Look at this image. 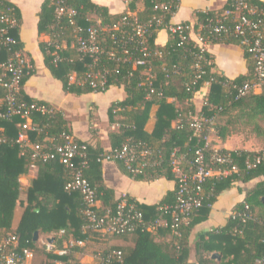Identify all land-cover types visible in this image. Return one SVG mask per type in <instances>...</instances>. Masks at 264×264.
<instances>
[{
  "label": "trees",
  "instance_id": "1",
  "mask_svg": "<svg viewBox=\"0 0 264 264\" xmlns=\"http://www.w3.org/2000/svg\"><path fill=\"white\" fill-rule=\"evenodd\" d=\"M62 1L65 2L66 9L59 15L58 8ZM155 1L145 0V9L138 14L140 20L146 21L152 17L155 13L153 10ZM250 2L264 8L262 0H250ZM178 3L180 4V0ZM0 6L12 8L16 17L20 22L22 21L21 10L18 6L9 0H0ZM131 7L135 8L133 5ZM70 10L74 12L71 13ZM125 14L127 13L111 14L106 6L93 0H44L38 12L39 33H48L52 36L51 42H40L45 65L52 75L61 81L65 92L82 95L104 92L111 86L125 89V98L113 102L108 110L110 122L119 125L117 131L109 132L110 148L119 147L126 138L133 136L163 151L162 165L138 176H133L122 161L115 160L123 173L137 180H155L163 177L174 180L176 183L170 164L173 151L180 148L181 153H184L188 159H193L196 150L205 146L204 136L208 131L204 130L198 136H194V131L187 122L189 115L196 113L194 97L205 83H210V88L205 94L200 114L207 118L217 117L219 114L227 117L224 125L217 126L222 138H226L227 134L239 123L252 126L258 135L264 136V93L235 99L237 87L250 79L254 71V61L246 50L244 52L247 59V73L230 79L212 70L214 63L211 54L207 50L202 51L194 40L181 43L177 35L170 34L168 42L163 46H158L155 43L157 31L151 36L149 46L153 50H159L162 55L152 57V64L156 71L153 86L157 92L148 98L149 88L142 84L147 67L138 66L134 69L132 60H124L123 48H129L133 53L134 43L129 40L128 36L122 35L121 31L102 30V27L111 28L119 23ZM197 16L196 29L200 23L204 22L207 15L204 12H198ZM91 27L101 28L100 39L105 47V51L95 64L92 57L80 54L77 49L78 36H87L88 29ZM19 30L20 28H15L11 31L17 39V43L12 48L25 52L23 42L18 35ZM112 35H115V38ZM207 38L213 43L240 45L239 40L233 36ZM112 49L118 53L116 59L109 58L107 54V50ZM8 54L5 50L0 52V64L8 59ZM134 55L139 56V53L136 52ZM200 56L203 59H199ZM30 60L34 68L24 75L19 100L27 103H45L54 108L52 114L40 112L33 114L34 124L41 127L42 131H31L32 140L46 144V138L58 139L64 132L75 137L70 122L62 110L44 100L31 98L24 91L26 81L35 74L36 69L34 59ZM198 62L201 64L200 71L196 67ZM92 67L95 70L109 69L105 90L95 89L89 83L80 85L78 82L71 81L72 73L80 76ZM199 72L201 76L197 78ZM196 78L197 81L194 83L193 79ZM154 106H158V110L155 127L150 132L146 126ZM181 117L182 122L176 127L172 126V122ZM20 122H23L20 116L2 121L5 134L10 137V141L0 143V237L8 233H17L20 238V248L34 249L41 234L50 235L61 230L65 232L63 239L69 238L70 235L81 240L94 237L100 240V238L117 236L92 232L85 227L87 222L84 214V197L78 191L66 190V184L71 180V173L58 160L38 162L37 176L28 188L26 197L21 198L20 178L29 172L31 161L30 152L22 155L18 145L14 144ZM76 141L87 147L88 166L84 170V176L95 189L97 199L102 202L100 212L115 211L122 197H117L115 190L104 181L103 163L108 149L95 136L86 141L76 138ZM205 153L209 157L211 151L206 149ZM258 153L264 154V149L261 151L246 149L232 151L233 160L240 168L239 173L210 178L206 181L204 186L206 191L211 193V197L206 201L205 206L192 216L189 223L181 227L182 236H173L170 243L164 245L156 242L153 234L160 231L171 234L169 228L156 232L138 230L135 233H129L137 234L136 244L132 248L113 246L112 248H98L95 251L99 249L122 251L123 263L113 261L107 264H256L258 259H264V162L251 168L247 167L246 162ZM253 181L256 182L251 187L239 186V190L245 192V199L235 206L233 214L228 217L226 223L198 237L195 244L196 262H189L191 253L187 234L195 225L208 217L211 210L208 203H214L222 192L236 183L246 185ZM176 189L177 186L156 205L142 204L129 195L127 198L128 201H135L136 207L143 211L148 219L157 214V205L174 202ZM246 203L250 205L253 215L247 219L243 217ZM17 207L22 208V214L15 227ZM37 232L39 236L36 240ZM176 241L180 248H177ZM62 242L63 240H57V245L62 247ZM76 252L77 250H73L67 256L46 252L50 259L46 264H56V260L78 264L80 261L74 257ZM214 252L221 255V260L213 258ZM96 264L99 263L96 262Z\"/></svg>",
  "mask_w": 264,
  "mask_h": 264
},
{
  "label": "built area",
  "instance_id": "2",
  "mask_svg": "<svg viewBox=\"0 0 264 264\" xmlns=\"http://www.w3.org/2000/svg\"><path fill=\"white\" fill-rule=\"evenodd\" d=\"M178 7V0H157L153 8L155 13L146 21L140 20L137 15L127 13L119 23L114 24L111 28L102 27L104 31H121L122 35L128 36L129 40L134 43L135 51L133 53L129 48H123L124 60H132L134 69L138 66L147 67L144 71L145 80L142 84L149 88L148 98L157 92L153 86L156 71L152 64V57L162 55L159 50L150 48L149 41L155 32L163 28L173 36L177 35L181 43L193 40L192 34L195 33L197 42L194 41L202 51L206 50L203 45L211 42L207 37L233 36L237 38L240 46L253 59L254 71L250 79L237 87L235 99L264 93V8L252 4L250 0H228L226 6L220 11H205L207 17L196 29V25L190 22L173 23L171 21ZM65 9V2H60L58 14L61 15ZM167 17H169L168 20ZM19 25V19L12 8L0 6V52L5 50L9 53L8 59L0 64V143L10 141V137L5 134L2 121L11 120L14 116L23 118V122L19 123V132L14 139V144L18 145L22 155L30 152V170L38 168V162L46 163L52 160L60 161L69 169L71 180L66 184V190L82 193L87 222L85 227L90 231L120 236L135 233L138 230L156 232L169 228L172 238L173 236H182L181 227L189 223L192 216L204 207L206 201L211 197V193L207 192L204 186L206 181L210 178L228 176L240 171L239 166L233 160V150L212 145L211 133L214 131L217 117L207 118L201 114L189 115L187 122L194 131V136H198L204 130L208 133L204 136L205 146L196 150L193 159H188L184 153H181L180 148L173 151L170 164L177 184L173 203L157 205V214L147 219L143 211L136 207L135 201H128L127 195L123 194L115 211L106 210L101 213L96 191L84 176V170L88 166L86 145L78 143L76 138L67 132L60 134L58 139L46 138V144L34 142L30 136L31 131H42L41 127L34 124L33 114L36 112L52 114L54 108L45 103H27L19 100L24 75L34 68L24 51L12 48L17 43V39L11 34V31L19 28ZM87 34V36H78L77 49L80 54L92 57L95 64L105 51L100 39L101 28L91 27ZM112 36L115 38V35ZM136 52L139 53V56L135 57ZM107 54L109 58L116 59L118 53L112 49L107 50ZM199 59H203V57L200 56ZM196 67L200 71L201 64L198 62ZM108 73V68L95 70L92 67L80 76L72 73L70 78L72 82H78L80 85L89 83L95 89L105 90ZM200 76L199 72L197 78ZM197 78L193 79L194 83ZM206 84L210 85V83ZM181 122L182 117L178 119L176 126ZM206 149L211 151L209 157L206 156ZM105 160L122 161L133 176H138L160 167L164 160V153L160 149L153 148L148 142L132 136L126 138L119 147L109 148L104 157ZM262 162H264V154L258 153L246 164L248 168H251ZM212 205L213 203H208L209 207ZM252 216L250 205L246 203L243 217L247 219ZM60 233L64 234L63 231ZM41 241V246L48 254L59 256H67L73 250L86 246L85 240L74 237L65 239L62 247L57 245L55 236L41 239ZM175 244L177 248H180L177 241ZM34 257L33 249L20 248V238L17 233H8L0 237V264H32L31 260ZM93 258L99 264L113 261L123 263L124 261L123 253L120 250L99 249L94 252ZM55 263L71 264L69 261L61 260H56ZM256 264H264V259H258Z\"/></svg>",
  "mask_w": 264,
  "mask_h": 264
},
{
  "label": "crops",
  "instance_id": "3",
  "mask_svg": "<svg viewBox=\"0 0 264 264\" xmlns=\"http://www.w3.org/2000/svg\"><path fill=\"white\" fill-rule=\"evenodd\" d=\"M21 10L22 21L19 25V38L23 42L25 54L35 61V74H33L25 83L24 91L31 98L44 100L57 109L62 110L70 122L71 129L76 138L81 140H89L93 136L101 140L106 149L110 148L109 132L117 131L118 123H111L109 120L108 110L110 105L125 98L126 92L123 87L111 86L104 92H91L82 95L67 93L63 90L62 83L56 79L44 62V57L40 49V42H51L52 36L48 33L40 34L38 31V12L44 0H9ZM94 2L104 5L109 9L111 14H121L123 12L130 15H137L145 9V0H93ZM228 0H180L178 10L171 18L173 23L190 22L197 26L198 12H216L223 9ZM264 1V0H262ZM135 8H132L131 6ZM206 14V13H205ZM170 38V33L167 29H160L157 32L155 43L158 46L165 45ZM192 39L197 42L196 34H192ZM201 45V44H200ZM204 48L211 54L213 58V71L224 74L228 78L233 79L240 74L247 73V59L245 58L244 49L237 44L213 43L208 42L203 45ZM51 86H54L55 91H51ZM210 88L209 84L203 86L201 91L196 93L194 104L196 113L200 114V110L204 103L206 93ZM102 110V111H101ZM158 106H154L149 122L146 126L148 131H153L156 123V113ZM178 120L172 122V126L177 125ZM226 139V138H225ZM222 148L228 147V142L223 143ZM103 176L105 183L113 188L117 197L123 194L131 196L134 200L146 204H158L169 191L175 189L176 183L174 180L167 178H158L155 180H137L123 173L118 164L112 160H105L103 163ZM38 168L31 169L27 174H24V179L20 178L22 183L25 180L26 194L33 179L37 176ZM26 178V179H25ZM256 181L251 182L254 184ZM250 184V183H249ZM238 183L231 188L222 192L217 200L213 203L208 217L195 225L187 234L188 246L190 248L189 262H196L195 244L198 237L205 232L213 231L226 223L235 209V206L245 199V192L239 190ZM246 186V185H245ZM243 187V186H242ZM251 187V186H247ZM99 207H102V202L99 201ZM22 208L17 207L15 212L14 226L16 227L21 218ZM54 232L50 235L41 238H49L55 236L56 240H63L64 234ZM155 241L164 245L170 243L172 235L166 232H156L153 234ZM70 237H73L70 235ZM137 234H129L123 236L100 238L96 237L85 239L86 246L78 248L74 257L80 261L78 264H96L93 255H85V250L93 242L99 248H112L117 246L120 248H132L136 244ZM36 241L34 248L35 257L31 260L32 264H46L50 260L48 256H40L37 248L42 247V241ZM98 249V248H96ZM215 253V252H214Z\"/></svg>",
  "mask_w": 264,
  "mask_h": 264
},
{
  "label": "rangeland",
  "instance_id": "4",
  "mask_svg": "<svg viewBox=\"0 0 264 264\" xmlns=\"http://www.w3.org/2000/svg\"><path fill=\"white\" fill-rule=\"evenodd\" d=\"M56 88L54 86H51V91H55ZM205 101V98H204ZM102 111V110H101ZM227 117L218 115L216 119V123L214 126V131L211 133V141L212 145L215 147L224 146L223 143L226 141L228 142V147H230L231 150L235 149H246L251 151H261L264 149V136L258 135L254 130L253 127L247 124H237L234 126L232 131L227 134L226 139L222 138L220 135V130L217 129V126H222L225 124V120ZM222 148V147H220ZM24 179V176H22ZM26 179V178H25ZM21 183V182H20ZM253 184H246V186H252ZM245 186V185H242ZM241 187V186H240ZM26 188L27 185H25V180L21 183V198L26 197ZM243 188V187H242ZM45 234H41L39 236V239L45 237ZM106 238V237H105ZM101 241V240H99ZM93 242L87 247L85 250V255H93L96 248H99ZM38 254L41 256H47V253L44 251L42 247L37 248Z\"/></svg>",
  "mask_w": 264,
  "mask_h": 264
},
{
  "label": "water",
  "instance_id": "5",
  "mask_svg": "<svg viewBox=\"0 0 264 264\" xmlns=\"http://www.w3.org/2000/svg\"><path fill=\"white\" fill-rule=\"evenodd\" d=\"M38 232L36 233V240L38 239ZM213 258H217L218 260H221V255L217 252L213 253Z\"/></svg>",
  "mask_w": 264,
  "mask_h": 264
}]
</instances>
